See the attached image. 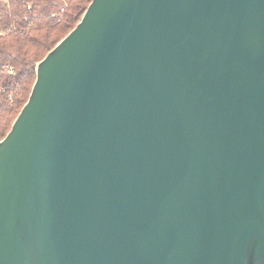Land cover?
<instances>
[{
	"label": "water",
	"instance_id": "water-1",
	"mask_svg": "<svg viewBox=\"0 0 264 264\" xmlns=\"http://www.w3.org/2000/svg\"><path fill=\"white\" fill-rule=\"evenodd\" d=\"M0 264H264V0H91L0 139Z\"/></svg>",
	"mask_w": 264,
	"mask_h": 264
},
{
	"label": "trees",
	"instance_id": "trees-1",
	"mask_svg": "<svg viewBox=\"0 0 264 264\" xmlns=\"http://www.w3.org/2000/svg\"><path fill=\"white\" fill-rule=\"evenodd\" d=\"M90 1H0V139L28 98L35 64L76 25Z\"/></svg>",
	"mask_w": 264,
	"mask_h": 264
},
{
	"label": "built area",
	"instance_id": "built-area-1",
	"mask_svg": "<svg viewBox=\"0 0 264 264\" xmlns=\"http://www.w3.org/2000/svg\"><path fill=\"white\" fill-rule=\"evenodd\" d=\"M4 5H8L10 3V0H0ZM31 4L28 3L27 4V8H30ZM64 10V6L60 8V11L62 12ZM0 14H1V10H0ZM1 33V32H0Z\"/></svg>",
	"mask_w": 264,
	"mask_h": 264
}]
</instances>
